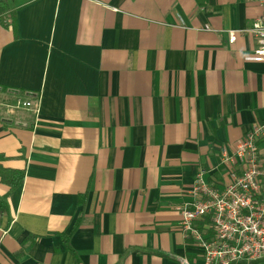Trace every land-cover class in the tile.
Returning <instances> with one entry per match:
<instances>
[{
    "label": "crops",
    "instance_id": "0c3cea01",
    "mask_svg": "<svg viewBox=\"0 0 264 264\" xmlns=\"http://www.w3.org/2000/svg\"><path fill=\"white\" fill-rule=\"evenodd\" d=\"M3 2L0 165L23 177L0 184V264L192 263L194 174L222 182L220 154L264 120V62L242 59L259 0ZM11 91L36 116H7Z\"/></svg>",
    "mask_w": 264,
    "mask_h": 264
},
{
    "label": "built area",
    "instance_id": "2783aa9c",
    "mask_svg": "<svg viewBox=\"0 0 264 264\" xmlns=\"http://www.w3.org/2000/svg\"><path fill=\"white\" fill-rule=\"evenodd\" d=\"M260 15L246 32L254 47L242 57L245 62H264V0H259ZM237 32H227V45L234 43ZM2 106L7 116L16 111L38 112V94L31 98L14 97ZM264 139V120L253 123L231 153L222 152L219 165L225 171L222 182L205 180L204 170L193 176L188 200L178 208V230L190 240L196 258L182 264L264 263V157L258 143Z\"/></svg>",
    "mask_w": 264,
    "mask_h": 264
},
{
    "label": "trees",
    "instance_id": "16d2710c",
    "mask_svg": "<svg viewBox=\"0 0 264 264\" xmlns=\"http://www.w3.org/2000/svg\"><path fill=\"white\" fill-rule=\"evenodd\" d=\"M7 12V7L5 6L3 0H0V15ZM9 20L11 23V28L14 31V22L12 14L9 15ZM2 156H0V161H2ZM23 177V170L22 169H8V168H2L0 165V184L6 186L8 188V192L13 191L22 181ZM6 213V202L5 197H0V223L1 218ZM75 228V226L72 228V230ZM71 230V231H72ZM71 233V232H70ZM70 233L66 236L61 235L62 242L67 246V240L70 235ZM253 263H259V262H253Z\"/></svg>",
    "mask_w": 264,
    "mask_h": 264
}]
</instances>
